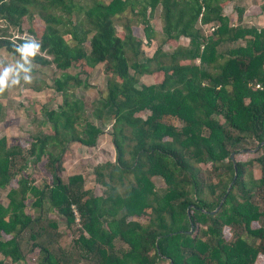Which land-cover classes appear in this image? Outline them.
<instances>
[{
	"label": "trees",
	"instance_id": "1",
	"mask_svg": "<svg viewBox=\"0 0 264 264\" xmlns=\"http://www.w3.org/2000/svg\"><path fill=\"white\" fill-rule=\"evenodd\" d=\"M230 1L0 0V17L10 26L21 29L35 17L44 25L42 49L53 60L30 58L56 65L64 77L56 81L59 91L76 80L67 73L72 68L105 64L107 94L95 102V117L102 120L105 111H113L116 150L115 163L98 168L110 171L99 172L106 191L95 196L84 188L82 175L67 181L60 175L69 143L93 147L103 133L89 122L76 128L81 101L45 111L54 130L33 135L27 153L0 138V189L10 187L7 204L0 203V264L24 261L26 234L39 253L36 264H79L93 257H99L97 264H260L264 212L253 200L264 197V28L232 25L223 14ZM158 10L162 44L142 61L144 41L133 27L143 26L152 43ZM209 25L211 37L202 31ZM183 37L190 46L163 49ZM241 39L243 46L220 50ZM25 40L2 36L0 49L21 57L16 48ZM148 74L163 77L155 85L141 83ZM145 112L146 118L139 115ZM166 117L182 126L163 122ZM249 148L254 152L237 157ZM49 151L53 182L39 188L23 174L30 159L39 162ZM255 168L262 172L259 179ZM153 178L163 179L166 188H157ZM29 197L41 211L35 219L26 212ZM50 211L78 230L71 245L46 232L58 229ZM147 215L148 224L136 220ZM116 240L128 250L115 251Z\"/></svg>",
	"mask_w": 264,
	"mask_h": 264
},
{
	"label": "rangeland",
	"instance_id": "2",
	"mask_svg": "<svg viewBox=\"0 0 264 264\" xmlns=\"http://www.w3.org/2000/svg\"><path fill=\"white\" fill-rule=\"evenodd\" d=\"M102 2H109L110 0H100ZM223 14L230 18L232 25H244L247 27H255L258 29L264 28V0H231L230 3L225 4ZM120 22H118L119 24ZM133 23H135L133 21ZM120 25V24H119ZM213 25L203 27L202 31L207 37H211L214 30ZM154 29L157 32V36L152 43L148 44L144 36L143 26L137 27L134 25V31L137 37H141L144 41L143 55L141 60H146L148 57H152L159 46L162 44L163 35L161 31L163 29V23L160 20V10L156 12L154 20ZM44 25L35 17L32 21L26 19L21 29L14 28L5 22L0 17V37L5 36L10 40L17 41L19 39H35L40 43V50L37 54L41 55L46 60H53V57L49 55L46 50L42 49V43L40 37L42 36ZM246 41L238 40L236 43H229L220 47L221 51L230 50V48H237L243 46ZM177 44V45H176ZM179 45L190 46V39L181 38L178 42L165 43L163 49L169 53H172L175 47ZM89 49V45H87ZM31 60V81L25 82L22 78L19 83L6 87L3 91H0V105L2 106L1 119H0V138L5 137L8 145L20 146L24 153H27L30 144L32 142V136L38 134L42 130L46 132H52L54 129L52 125L47 124L49 121L45 116L47 110H58L63 105L64 101L69 102L81 101L82 108L79 110L80 124H76V128L81 130L85 124L93 123L102 129V134L99 136L97 144L93 147L84 146L77 142H71L68 144L64 155L61 177L67 181V179L75 174H80L84 177V188L90 190L93 195L101 196L106 191V188L100 183L99 172L107 176L109 169H102L98 171L100 166L107 163H115L116 150L113 144L112 138V125L114 123L113 111H105L103 113V119L95 117L94 104L102 96H106L107 85L109 76L105 71V64H100L93 69H84L83 67H74L67 71L71 76H76V80H70L65 90L59 91L56 81L63 76L62 72L56 68L55 64L40 65ZM21 57H13L10 53H7L4 49H0V71L4 66H15L17 61H20ZM197 64H202L201 60H197ZM204 68L206 66L202 64ZM11 75V74H10ZM21 73V77H22ZM163 75H143L140 77V82L146 85H155L162 79ZM148 112L139 114L143 118L147 117ZM163 122L167 124H173L176 127H181L182 123L175 119L166 117ZM51 150V149H48ZM253 150L254 149H246ZM242 155L237 156L240 159H245L248 154L253 152H243ZM53 157L51 151L44 155L43 160L37 162L32 158V161H28V168L25 170L23 176H28L33 184L39 188L44 184H51L53 177L47 168V163ZM201 167L211 172L213 169L211 165L201 164ZM262 172L259 168L253 170V176L256 179L261 177ZM156 187L159 189L166 188V183L161 178H153ZM11 186H15L12 182ZM7 189H0V203L6 205ZM257 203L261 210L264 212V197H255L253 200ZM33 199L29 197L26 200L27 209L26 212L32 217L37 218L40 215V210L33 208ZM46 210L48 207H45ZM150 212V211H149ZM50 220L57 222L58 229H48V234H54V238H59L62 244L71 245L74 239L79 236V232L76 228H69L66 220L56 214L55 211H50L48 214ZM142 224H148L150 221V215L136 219ZM79 222V221H78ZM80 225V223H79ZM21 237L23 242L22 249L24 254V261L20 264H36L39 253L35 249H31V241L29 240V234ZM226 238L230 236L228 232L225 234ZM43 240V239H42ZM53 240V239H52ZM54 242V241H53ZM115 251L122 252L128 250V246L121 240L114 242ZM51 248L57 250V245L52 244ZM99 257H93V259H83L79 264H97ZM37 259V260H36ZM264 259V258H263ZM263 259H260V264L263 263Z\"/></svg>",
	"mask_w": 264,
	"mask_h": 264
},
{
	"label": "clouds",
	"instance_id": "3",
	"mask_svg": "<svg viewBox=\"0 0 264 264\" xmlns=\"http://www.w3.org/2000/svg\"><path fill=\"white\" fill-rule=\"evenodd\" d=\"M40 50V43L35 39H27L24 43L19 44L16 51L21 54V60L17 61L15 66H4L0 71V91H3L10 85L19 83L22 78L25 82H30L32 77L31 73V60ZM21 73L23 74L21 77ZM11 74V75H10Z\"/></svg>",
	"mask_w": 264,
	"mask_h": 264
},
{
	"label": "built area",
	"instance_id": "4",
	"mask_svg": "<svg viewBox=\"0 0 264 264\" xmlns=\"http://www.w3.org/2000/svg\"><path fill=\"white\" fill-rule=\"evenodd\" d=\"M74 212H75V215H76V222L79 221L78 223H80V222H81V220H80V216H79L77 210L75 209V207H74Z\"/></svg>",
	"mask_w": 264,
	"mask_h": 264
},
{
	"label": "water",
	"instance_id": "5",
	"mask_svg": "<svg viewBox=\"0 0 264 264\" xmlns=\"http://www.w3.org/2000/svg\"><path fill=\"white\" fill-rule=\"evenodd\" d=\"M243 152H254V151L253 150H243ZM231 157L234 158L235 154H232ZM230 188H231V186H230ZM230 188H229V190H230Z\"/></svg>",
	"mask_w": 264,
	"mask_h": 264
}]
</instances>
